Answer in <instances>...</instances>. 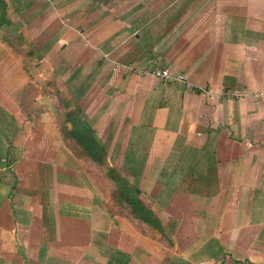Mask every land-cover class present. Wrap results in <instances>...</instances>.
Wrapping results in <instances>:
<instances>
[{
  "label": "crops",
  "instance_id": "crops-1",
  "mask_svg": "<svg viewBox=\"0 0 264 264\" xmlns=\"http://www.w3.org/2000/svg\"><path fill=\"white\" fill-rule=\"evenodd\" d=\"M1 2L0 264H264V0Z\"/></svg>",
  "mask_w": 264,
  "mask_h": 264
},
{
  "label": "trees",
  "instance_id": "trees-1",
  "mask_svg": "<svg viewBox=\"0 0 264 264\" xmlns=\"http://www.w3.org/2000/svg\"><path fill=\"white\" fill-rule=\"evenodd\" d=\"M7 23L8 19L6 16V10L2 6V2L0 0V28ZM79 126H81L79 123L74 124V139L76 140L77 144H79L83 148L85 155L90 157L92 161L99 162L101 160V156L104 155L103 149L96 148L97 145L94 141L91 129L85 126L80 128ZM120 187L122 188L121 197H123L121 204L127 207H133V212L139 220L153 224L155 220L148 217L149 211L143 206V204L140 203V201H138L139 192H135V189H133L132 187H124L123 185H120ZM151 220L153 222H151Z\"/></svg>",
  "mask_w": 264,
  "mask_h": 264
},
{
  "label": "built area",
  "instance_id": "built-area-1",
  "mask_svg": "<svg viewBox=\"0 0 264 264\" xmlns=\"http://www.w3.org/2000/svg\"><path fill=\"white\" fill-rule=\"evenodd\" d=\"M144 75H151L165 83H173L175 81H184V75H173V73L169 69H162V68H155V69H149V70H143L139 72ZM186 81V80H185ZM239 96V95H236ZM256 97H262V95H256Z\"/></svg>",
  "mask_w": 264,
  "mask_h": 264
},
{
  "label": "rangeland",
  "instance_id": "rangeland-1",
  "mask_svg": "<svg viewBox=\"0 0 264 264\" xmlns=\"http://www.w3.org/2000/svg\"><path fill=\"white\" fill-rule=\"evenodd\" d=\"M152 69H153V68H152ZM176 76H177V75H176ZM184 79H185L186 81L184 80V81H182V82L186 85V87H187L188 89L192 90L193 87H192V85L190 84V82L187 81L188 79H186L185 76H184ZM202 95H204L208 100H212V99H214V95H213L212 91L209 90V89H202Z\"/></svg>",
  "mask_w": 264,
  "mask_h": 264
}]
</instances>
